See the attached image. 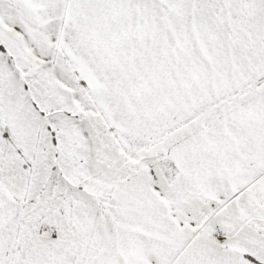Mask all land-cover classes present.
<instances>
[{"label":"snow or ice","instance_id":"6c2138e0","mask_svg":"<svg viewBox=\"0 0 264 264\" xmlns=\"http://www.w3.org/2000/svg\"><path fill=\"white\" fill-rule=\"evenodd\" d=\"M0 264H264V0H0Z\"/></svg>","mask_w":264,"mask_h":264}]
</instances>
